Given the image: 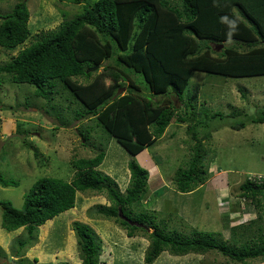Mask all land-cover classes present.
<instances>
[{
  "label": "trees",
  "instance_id": "trees-1",
  "mask_svg": "<svg viewBox=\"0 0 264 264\" xmlns=\"http://www.w3.org/2000/svg\"><path fill=\"white\" fill-rule=\"evenodd\" d=\"M73 2L83 3L80 12L54 29L33 35V41L0 62V87L6 78L12 83H28L35 87L34 96L47 102L54 99L53 93L66 92L78 103L71 112L73 119L81 124L83 119L94 123L81 125L78 132L96 153L73 159L75 173L71 180L38 178L24 194L19 208L10 201H0L2 228L10 231L23 227L26 232L25 238L18 240L19 252L36 242L40 225L74 206L77 191H93L104 193L110 201L109 206L97 205L96 214L116 220L128 236L147 233L146 264L163 251L172 255L215 251L239 264L264 256L262 232L255 235L250 230L261 215L244 225L229 227L230 238L224 239L219 231L195 228L186 236L183 230L169 225L170 216L159 217L161 212L145 208L142 201L147 198L149 172L135 160L137 154L162 137L175 119L187 125L194 142L189 147L191 157L174 176L176 189L188 193L206 182V144L216 128L210 120L241 113L198 109L184 91L194 71L223 77L264 75V0ZM0 18V46L16 47L31 36L25 0L17 1L11 12L0 14ZM220 44H225L222 50L213 48ZM107 61L111 62L104 64ZM103 64L99 73L89 69ZM122 88L124 93L118 94ZM47 112L61 124L68 123L61 110ZM249 121L263 123L264 114ZM244 126V122H229L232 129ZM95 129L99 135L94 134ZM110 138L132 156L124 192L115 179L99 169ZM246 177L239 186L240 195L264 208V175ZM0 185L17 186L18 181L0 175ZM149 228L152 230L148 232ZM73 230L80 264H99L102 244L95 231L78 221L73 223Z\"/></svg>",
  "mask_w": 264,
  "mask_h": 264
},
{
  "label": "rangeland",
  "instance_id": "rangeland-1",
  "mask_svg": "<svg viewBox=\"0 0 264 264\" xmlns=\"http://www.w3.org/2000/svg\"><path fill=\"white\" fill-rule=\"evenodd\" d=\"M17 1L0 0V14L11 12ZM25 1L29 10L31 36L16 47L0 46V62L7 61L33 41V35L54 29L64 19L73 17L82 10L83 4H76L73 0ZM224 46L213 48L220 51ZM108 62L111 61L104 64ZM104 64L99 65L95 72H101ZM9 79L6 78L0 87V175L17 180L18 185H0V201H10L19 208L24 194L38 178L52 176L71 180L75 173L71 163L73 159L91 157L96 153L90 145L85 144L78 132L81 125L87 123L91 126L94 123L83 119L81 124L73 119L71 112L78 103L68 98L66 92L53 93L54 99L49 101L52 105L47 106L49 102L34 96L33 85L12 83ZM79 81L84 79L79 78ZM142 86V90L146 91ZM124 91L122 88L118 94ZM184 94L192 99L198 109L224 113L236 111L241 114L233 118L210 120L211 126L216 128L209 143L204 141L207 143L206 187L200 185L188 195L176 189L174 176L178 167H183L191 157L189 147L194 142L186 131L187 125L172 119L162 137L135 156V160L149 172L148 193L142 201L143 206L161 212L159 217L167 219L170 216L169 225L183 230L186 236L195 228L219 231L224 239L230 238L229 227L244 225L261 215L250 230L255 235L261 231L264 236L263 205L258 207L249 198L242 197L239 188L246 176L264 175V122L249 121L250 117L264 114V75L223 77L194 71ZM176 105L181 107L179 102ZM55 108L61 110L68 123L61 124L52 113L47 112ZM238 121L244 122L245 126L238 130L229 127V122ZM94 132L99 135L100 131L95 129ZM131 158L114 138H110L99 169L115 179L122 192L129 180L127 164ZM222 187L223 195L228 198L219 200L214 193H220V190L213 188ZM99 204L110 205L104 193L77 191L74 206L40 225L36 242L24 246L20 252L18 240L25 238L26 232L23 227L10 231L2 228L0 209V264H55L58 261L80 264L77 236L73 230L75 221L89 225L101 240L99 264H146L144 256L149 245L147 233L136 232L128 236L127 230L116 220L94 212ZM151 230L149 228L148 232ZM147 264L239 263L215 251L185 255L163 251ZM249 264H264V256L249 260Z\"/></svg>",
  "mask_w": 264,
  "mask_h": 264
},
{
  "label": "crops",
  "instance_id": "crops-1",
  "mask_svg": "<svg viewBox=\"0 0 264 264\" xmlns=\"http://www.w3.org/2000/svg\"><path fill=\"white\" fill-rule=\"evenodd\" d=\"M208 184H209V183H208ZM203 185H205L204 187H206V183H203ZM209 186H210V185H209ZM213 186H215V185L213 184ZM200 187H201V186H200ZM200 187H198V188H200ZM204 187H203V188H204ZM209 188H210V187H209ZM213 189H214V190H217V189L220 190V193H216V192L214 193L217 199L220 200L221 198H228L227 196L225 197V196L223 195V190H224L223 187H222V189H221V188H213ZM203 190H204V189H203ZM193 191H194V190H193ZM193 191H192V192H193ZM192 192L183 193V194H184V195H188V194H191ZM204 192H205V191H204ZM227 201H228V200H226L225 203H226Z\"/></svg>",
  "mask_w": 264,
  "mask_h": 264
},
{
  "label": "water",
  "instance_id": "water-1",
  "mask_svg": "<svg viewBox=\"0 0 264 264\" xmlns=\"http://www.w3.org/2000/svg\"><path fill=\"white\" fill-rule=\"evenodd\" d=\"M221 46H222V44L218 45V48H220ZM97 67H98V66L96 65V66L91 67V68H89V69H90V70H94V69H96ZM119 214L121 215V212H119ZM124 219H125L126 221L130 222L131 224H136V225H137V223L132 222L131 220H129V219L126 218V217H124Z\"/></svg>",
  "mask_w": 264,
  "mask_h": 264
},
{
  "label": "built area",
  "instance_id": "built-area-1",
  "mask_svg": "<svg viewBox=\"0 0 264 264\" xmlns=\"http://www.w3.org/2000/svg\"><path fill=\"white\" fill-rule=\"evenodd\" d=\"M262 176V175H261Z\"/></svg>",
  "mask_w": 264,
  "mask_h": 264
}]
</instances>
